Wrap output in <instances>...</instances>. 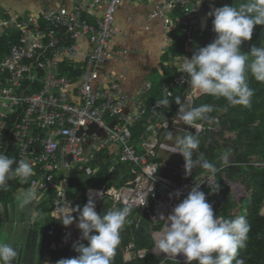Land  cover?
I'll use <instances>...</instances> for the list:
<instances>
[{
  "label": "built area",
  "instance_id": "built-area-1",
  "mask_svg": "<svg viewBox=\"0 0 264 264\" xmlns=\"http://www.w3.org/2000/svg\"><path fill=\"white\" fill-rule=\"evenodd\" d=\"M207 1L155 3L151 17L161 19L167 32L180 27L193 43L197 23L201 20L200 5ZM126 2L77 0L73 7L59 4L23 18L21 13H13L8 18L0 15V38L18 34V40L10 41L8 52L0 57V152L6 153L7 148H12L16 150L18 160L28 159L34 163L35 175L31 177L30 185L20 191L31 187L32 181L36 182L38 193L44 194L51 187L56 190L50 206L52 217L68 202L75 208V197L68 191L71 180L96 177L104 163L97 157L100 156L98 152L108 151L112 155L115 146L120 152L117 157H109L112 162L108 174L115 173L121 164L127 165L129 174L122 171L119 179L125 181L124 184L83 191L88 197L97 199L102 193L114 201L113 207L123 205L127 200L137 213L150 212L154 205L153 222L156 223L158 207L164 204L166 209L175 208L178 203L171 206L170 201L177 198L182 202L196 183H201L205 194L211 190L209 181L222 188L221 172L211 176L206 171L192 177L186 174L185 159L179 163L159 159L161 152H171L168 150L171 144L166 141L170 131L197 135L191 126L175 119L178 104L157 107V100L162 98L153 97L151 81L130 94L123 89L126 71H104L108 62L124 63L129 57L127 49H117L114 45L116 36L122 33L116 26V12ZM179 7L180 14L176 17L174 12ZM82 40L91 45L86 53L91 69L72 89L75 79L63 72V58L78 51ZM185 50L169 64L170 68L177 69V74L164 81L163 96L170 91L172 97L169 100L174 101L180 96L182 102L193 107L202 95L192 89L188 75L178 70L184 56H193L191 45H186ZM36 82L41 83L39 90L34 89ZM72 91L77 92L76 101L71 100ZM204 123L206 127L203 126L198 134L220 129L219 118H214L212 124ZM227 133L234 136L227 138H236L235 133ZM248 165L264 166V161L253 157ZM224 181L231 187L240 188L232 193L238 202L247 195L242 180L234 182L224 174ZM39 203L31 204V224ZM8 209L13 212L9 206ZM72 215L76 218L75 212ZM135 220L139 227L141 216L138 214ZM78 223L76 218L71 225L64 226L62 236L80 234ZM133 247L130 243L126 248L125 260L132 258ZM144 251L140 250L138 255L143 257Z\"/></svg>",
  "mask_w": 264,
  "mask_h": 264
},
{
  "label": "clouds",
  "instance_id": "clouds-1",
  "mask_svg": "<svg viewBox=\"0 0 264 264\" xmlns=\"http://www.w3.org/2000/svg\"><path fill=\"white\" fill-rule=\"evenodd\" d=\"M213 1L204 2L203 6L206 17H214L212 24L216 38L195 53L193 49L194 55L191 58L184 56L178 70L188 75L196 93L216 99L224 98L229 106L251 107L255 89L250 87L249 74L257 82L264 83V45L253 47L251 53L242 51V45L252 40L256 25H264V0H237L233 5L217 6L211 11ZM205 4L210 8H206ZM179 14L174 15L177 17ZM198 33L197 28L196 36ZM169 97H172L171 92L166 91L163 98L157 100V107L168 108ZM175 103L180 106L175 119L191 126L197 135L188 132L173 138L172 132H169L167 139H174V143L168 150L183 155L186 174H191L193 168L201 167L211 176L217 175L220 169L204 158L199 150L201 141L198 137L204 122L214 123L210 114L216 110L215 106L205 103L192 107L182 102L180 96L175 97ZM231 154V149H228L218 157L221 166L230 165ZM34 175V163L28 159L17 160L0 152V190L7 191L10 180L19 179L22 183H28ZM200 185L196 183L188 196L167 217L163 233L155 239V248L167 254L169 259H175L183 253L187 264L193 261L198 264H245L240 250L247 247L251 225L244 216L235 219L215 216L213 206L207 201ZM209 187L212 192L219 190L218 183L209 181ZM20 189L15 193V203L18 201L21 209L30 205V211L31 204L43 199V193H38L35 181H32L28 189ZM98 195L103 197L102 193ZM176 195L179 197L180 192L177 191ZM123 205L122 208L113 207L99 214L96 211V198L90 196L82 210L79 206L71 207L68 202L54 212L53 219L59 220L64 226L74 222L76 218L72 213L77 212L81 238L89 242L87 245L79 242L74 244L79 255L61 259L58 264H113L121 243V232L126 224L131 223L128 218L132 206L127 200L123 201ZM31 219L35 221L37 217L33 215ZM28 237L27 233L25 241ZM18 255L17 249L10 243L0 242V264H13Z\"/></svg>",
  "mask_w": 264,
  "mask_h": 264
},
{
  "label": "trees",
  "instance_id": "trees-1",
  "mask_svg": "<svg viewBox=\"0 0 264 264\" xmlns=\"http://www.w3.org/2000/svg\"><path fill=\"white\" fill-rule=\"evenodd\" d=\"M237 0H222L219 2V7L224 5H233ZM177 14V12H176ZM214 17L209 16L207 18V26L203 33H198L197 38L194 41L195 50L194 53L200 48L211 43L216 38V33L213 31ZM170 35L172 44L166 52L162 55V60L169 61L170 58L182 55L185 52L186 43L190 42L184 31L180 27H177L168 32ZM18 40V34L6 35L0 38V57L6 55L8 48L10 47V41L15 42ZM86 41H82L84 43ZM264 45V25H256L254 27L253 37L251 41H245L242 45V51L251 53L253 47H261ZM87 51V50H86ZM193 53V55H194ZM86 56V53H83ZM88 60V59H87ZM64 73L73 75L75 71H71L70 68H62ZM177 74V69L167 70L166 76H161L158 81L157 76L151 77L156 83L154 98L163 96V82L172 78ZM41 83L36 82L34 86L35 90L41 88ZM250 87L255 89V95L252 97L251 107H244L241 105L229 106L224 98L216 99L212 96L202 95L195 100L194 106L201 104H211L215 106V111L210 115L213 118H219L220 130L213 132L210 130H204L198 134L201 141L199 150L203 153L204 158L215 164L220 172L223 174L220 178L222 188L216 192L211 190L206 193L207 201L212 204L214 215L222 216L226 219H235L239 216L246 217L248 223L251 225V231L248 236L247 247L240 250V256L244 259L245 264H264V215L261 213L262 206L264 204V166L248 165L253 157L257 160L264 161V83L257 82L249 74ZM178 95V92L176 93ZM175 101V100H174ZM15 116L14 118L18 117ZM226 132L235 133L236 138H227ZM231 149L230 165L221 166V161L218 157L226 150ZM113 154H119L120 150L115 146L113 147ZM11 157L17 159L16 150L7 148L5 151ZM105 156V164L100 167V170L96 177L92 179L77 178L71 180L70 188L68 189L70 195L78 196V200L75 203V207L79 206L82 210L83 206L88 202V198L84 194H79L76 190L81 186L86 189L100 188L103 185L121 186L125 181H116V172L118 170L127 172V165H120L119 169L113 173L108 174V170L111 166V160L107 153ZM18 160V159H17ZM206 172L201 167L193 168L191 176H196ZM224 174L231 181L242 180L247 188V195L244 196L239 202L235 199L231 193V186L224 181ZM128 177V176H127ZM126 177V179H127ZM30 178L28 183H22L19 179H13L8 182V190H0V224H11V226L19 225L20 222L15 219L13 222V214L8 209L9 202H15V193L22 188L30 185ZM56 195V190L51 187L44 192V200L39 203V211L34 215L38 218L31 224L24 219V229H28V241L24 240V243L14 244L13 247L17 249L19 256L13 261V264H58V261L65 258H75L79 255L75 251L74 244L83 243L87 245L89 242L86 239H82V232L78 235L75 243L70 244L62 242V232L64 225L56 219H53L50 215L51 201ZM114 201L110 198H104L96 203V211L99 214H103L106 210L113 208ZM30 205L26 206L23 212V217L30 216L28 211ZM124 205L118 204L116 208H122ZM239 209L238 213L234 211ZM264 213V208L263 211ZM76 218L79 219L78 213L75 212ZM141 216L139 227H136V218ZM25 216V218H26ZM154 213L139 212L132 209V213L128 218L131 223L126 224L121 232V243L117 248L116 255L113 264H187V261H179L175 259H164L161 254L151 253L150 249L155 247L156 240L153 236V231H160L163 229L165 222L159 221L153 222ZM18 218V217H17ZM43 218V220H42ZM43 221V223H40ZM12 222V223H11ZM29 227V228H28ZM6 242V241H5ZM8 242V240H7ZM57 246L62 245L59 248H52V244ZM130 243L134 244L132 248V258L125 260L126 248ZM24 248L22 249V247ZM39 250V257L36 258V251ZM140 250H146V254L141 257L138 255ZM37 259V260H36ZM192 264H198L193 261Z\"/></svg>",
  "mask_w": 264,
  "mask_h": 264
},
{
  "label": "crops",
  "instance_id": "crops-1",
  "mask_svg": "<svg viewBox=\"0 0 264 264\" xmlns=\"http://www.w3.org/2000/svg\"><path fill=\"white\" fill-rule=\"evenodd\" d=\"M164 1H166V0H127V2L121 8H119V10L124 9L126 11V13H124L122 16H120V15L116 16V26L120 29V31L122 33H119L116 36L114 45L116 46L117 49H123V48L127 49L129 51V57L127 58V60L124 63H121L118 61L108 62L104 68V71H111V69H113L117 73H121L123 71H126L127 77L123 83V89H125V91L130 93V94L135 93L138 89H140L142 87V86L136 85V83L131 80L130 77H131L132 73L130 70V65H133V63H137V64H139V67L142 68L143 67V65H142L143 61L142 60L146 57L152 56L153 54L155 55L154 51L155 52L157 51V53L160 52V54L157 55L156 66L153 69L154 76L158 77V81H160L161 76H166L167 70H173L172 68L169 67V64L171 63L172 58H170L169 61L162 60V55L167 50V49L165 50L166 47L163 44L168 43V45L170 44L168 47H170L171 44L173 43L171 40V37H170V35H168L167 31L163 30L164 27L162 24V20L151 17V13H152L153 9L155 8V3L161 4ZM76 2H77V0H45L44 4L47 5V7L50 9V8L59 6V4H62L66 7H73L76 4ZM219 2H221V1L220 0H214L212 2V9H215L217 6H219ZM138 3H144L147 5H144V6H142V8H140V5ZM29 6L30 5H28L27 8H24V10H27V9H29L30 11L35 10V9L45 10L42 7H37V6L36 7L35 6L29 7ZM205 7L208 8L209 6L207 4H205ZM200 9H201L202 13H201V22H200L199 26H201L200 33L201 32L203 33V29L207 25V20H206L207 14L204 12V6L202 4L200 5ZM4 10H6L4 14H7V15L11 14L10 8H6ZM15 12H18V11L16 10ZM176 12H177V14H179L180 7L174 13L176 14ZM18 13H21V12H18ZM119 14H120V12H119ZM149 31H152L156 35L160 33L159 31H161L162 35L160 37L159 36L156 37L158 40H160V42L156 43L157 39L147 38L146 35H148ZM138 40H141L142 44L134 45L133 43H137ZM186 45H188V46L191 45L192 48L195 49V44H192V42L191 43L187 42ZM90 48H91V45L87 41L84 43L81 42L79 44V50L78 51L74 52L71 55H65L63 58L62 68L68 67V68H70L71 71H73V72L75 71L74 77H73V75L70 74L75 79V85L72 87V89L75 88L76 83L79 82V80H80V77L84 73L88 72L91 69V66L87 62L88 61L87 57L83 54V53H87V51ZM185 52H186V50H185ZM169 79H171V78H169ZM169 79H167V80H169ZM148 81H151L154 84V89L152 90V95H154L155 91H156V89H155L156 83L152 80V78L148 79L146 82H148ZM163 81H166V80H162L161 82H163ZM104 82L106 83V80ZM71 94H72L71 100L76 101L77 97H78L77 92L72 91ZM160 98H163V96H160ZM171 103H172V101L170 100V104ZM167 142H169V141H167ZM169 143H171V142H169ZM93 152L94 151L92 150L91 153H93ZM104 153H107V155H109L108 151H103V152H98V154L100 156H97L98 158H100L101 160L104 161L103 165L105 164V161H106L105 156L103 155ZM109 156L112 158L117 157V155H115V154H112ZM97 163H98V161H97ZM121 173H122V171H121ZM119 182H121V181H119ZM87 190L88 189L81 186L76 191L79 194H84L82 192L83 191L86 192ZM73 197H75V202H77L78 196H73ZM43 200H44V194H43V199L40 200V202H42ZM14 209H15V211H14ZM14 209L12 212V214L14 213L13 217H14V219H18L17 217L19 216V212H18V210H16V205L14 206ZM37 211H39V206H38ZM27 218H28V216H26V218H25L26 221H27ZM0 225L4 226L0 230V242H5V241L7 242V240H8V243H10L12 246L14 244L16 245L18 243H21V244L24 243L25 235H23V234L25 233L24 232L25 229H24L23 224L19 223V225L17 224V225L10 227L11 224H6V222H5V223H1ZM7 229H10V231H6ZM11 231H13V232H11ZM16 233L21 237L23 236L24 240H21L20 242H13V239L15 236L14 234H16ZM27 241H28V239H27ZM17 249L20 250V248H17Z\"/></svg>",
  "mask_w": 264,
  "mask_h": 264
},
{
  "label": "rangeland",
  "instance_id": "rangeland-1",
  "mask_svg": "<svg viewBox=\"0 0 264 264\" xmlns=\"http://www.w3.org/2000/svg\"><path fill=\"white\" fill-rule=\"evenodd\" d=\"M45 3V0H0V15L2 16V17H4V18H8L11 14H13V13H18V12H21V17L23 18L25 15H34V14H36V13H41V12H43V11H45L46 9H49L48 7H47V5H45L44 4ZM139 5H140V8H142V6H144V5H147V4H144V3H138ZM28 5H30L29 7H32V6H37V7H42L43 9H45V10H37V9H35V10H32V11H30L29 9H27V10H24V8H27V6ZM6 9V8H10L11 9V14L10 15H7V14H4L5 13V11L6 10H4V9ZM31 9V8H30ZM18 11V12H15V11ZM119 12H120V14H119ZM124 13H126V11L124 10V9H122V10H118L117 12H116V14L117 15H120V16H122ZM200 22H201V20L197 23V28H198V30H199V33H200V29H201V26H199L200 25ZM162 24H163V22H162ZM164 31H165V28L163 29ZM160 33L159 34H154L152 31H149L148 32V35H146V37L147 38H150V39H157L156 37L157 36H161L162 35V32L161 31H159ZM166 33V32H165ZM144 39V38H143ZM15 41V40H14ZM158 42H160V40H156V43H158ZM144 43V42H143ZM134 45H140V44H142V42H141V40H138L137 41V43H133ZM145 45V44H144ZM166 48H165V50L166 49H168V46L170 45H168V43H164L163 44ZM124 49V48H123ZM158 49V48H157ZM195 50V49H194ZM166 52V51H165ZM154 53H155V55L153 54L152 56H150V57H146V58H144L142 61H143V67L142 68H140L139 67V64H137V63H133V65H130V70H131V80L133 81V82H135L136 83V85H138V86H144L145 85V83H146V81L148 80V79H151V77H153L154 76V73H153V69H154V67L156 66V62H157V55H159L160 54V52L159 53H157V51L155 52L154 51ZM73 87V86H72ZM172 101V100H171ZM171 104H175V102L174 101H172V103ZM182 125V124H181ZM203 126H205L206 127V124L205 123H203ZM214 128V127H213ZM217 130H220L219 128H217L216 129V131H213V132H218ZM170 132H172V134H173V138H175L176 136H182V135H185V134H187V133H185V132H182V133H180L179 131L178 132H173V131H170ZM175 136V137H174ZM225 136H227V137H232L233 135L231 134V133H227L226 132V134H225ZM234 137V136H233ZM166 141H169V142H171L170 144L172 145L173 143H174V141L173 140H168L167 138H166ZM194 158H195V156H194ZM159 159L160 160H162V161H170V162H181V161H184V159L185 158H182V156L181 155H178L177 153H171V152H168V151H165V152H161L160 153V156H159ZM173 159V160H172ZM261 161V160H260ZM120 175H121V170H118L117 172H116V181H117V183H118V181H119V179H120ZM238 189L240 190V188H237L236 186L235 187H231V193H235V192H237L238 191ZM243 191H245V189L243 188ZM87 196V195H86ZM87 198L89 199V197L87 196ZM104 198H106V196H103V197H97V199H96V203L99 201V200H102V199H104ZM108 198V197H107ZM171 206H174V204L175 203H180L181 202V200L180 199H177V198H175V199H172L171 201ZM16 205V210H18V212H19V216H18V219H17V221L18 222H23L24 221V219H25V216L23 217V219H22V216H23V212H24V209L25 208H23V209H21V208H19L18 207V202H9L8 203V206L10 207V208H12V209H14V206ZM263 208H264V204H263V206H262V209H261V213H263L262 211H263ZM151 209H154L155 210V206L153 205V207L151 208ZM171 209V208H170ZM174 209V207H172V209L171 210H173ZM154 210H152L153 211V213H154V215L156 214L155 212H154ZM234 212H236V213H238L239 212V209H237V210H235ZM263 215H264V213H263ZM38 219V218H37ZM42 220H43V218H42ZM154 220V219H153ZM29 221L30 220H28V223H29ZM159 221H164L165 223H166V220L165 219H156L155 220V222L156 223H158ZM40 223H43V221H41ZM35 223L33 222V225H34ZM4 226H2V225H0V230L3 228ZM7 227V226H6ZM29 228V227H28ZM69 229H71L70 227H69ZM6 231H10V229H7ZM11 232H13V231H11ZM24 234L23 235H25V239H26V237H27V233H28V229H25L24 230ZM153 232H157V231H153ZM15 236H14V239H13V242H20L21 240H24V237L22 236H19L17 233L16 234H14ZM78 235L79 234H77V233H75V234H72L71 236H67V237H64V236H62V242H67V243H70V244H73V243H75L76 242V240H77V238H78ZM13 237V236H12ZM6 243H8V242H6ZM53 246H56V244L54 243V245ZM24 248V246L22 247V249ZM58 248H59V245H58ZM39 250L40 249H38V250H35L37 253H36V258H38L39 257ZM156 254V253H155ZM158 254V253H157ZM163 255V254H162ZM164 256V255H163ZM165 259V258H164ZM169 259V258H168ZM37 260V259H36Z\"/></svg>",
  "mask_w": 264,
  "mask_h": 264
},
{
  "label": "bare ground",
  "instance_id": "bare-ground-1",
  "mask_svg": "<svg viewBox=\"0 0 264 264\" xmlns=\"http://www.w3.org/2000/svg\"><path fill=\"white\" fill-rule=\"evenodd\" d=\"M94 193H97V192H92L91 194H94ZM171 213H172V211L169 210V209H166V208H165V205L162 204V205H160V206L158 207V210H157V218H158V219H165V220L167 221V217H168ZM169 223H170V222H169ZM163 231H164V229H163V230H160L159 232H156V233H155V236H156L157 239H158L159 236L163 233ZM158 251H159V250H158ZM159 252L162 253L166 258H168L167 254H165V253H163V252H161V251H159ZM162 254H161V255H162ZM176 257H177V258H185V256H184L183 253L178 254Z\"/></svg>",
  "mask_w": 264,
  "mask_h": 264
},
{
  "label": "water",
  "instance_id": "water-1",
  "mask_svg": "<svg viewBox=\"0 0 264 264\" xmlns=\"http://www.w3.org/2000/svg\"><path fill=\"white\" fill-rule=\"evenodd\" d=\"M262 214H263V213H262ZM166 222H167V221H166ZM165 224H166V223H165ZM164 226H165V225H164ZM163 229H164V227H163ZM163 229H162V230H163ZM155 233H156V232H153V236H154V238L157 240V238H156V236H155ZM150 252H151V253H156V254H157V253H158V254H162V253H160V252L158 251V249H156L155 247H154L153 249H150ZM144 254H146V250L144 251ZM164 258H165V259H168V258H166L165 256H164ZM175 260L186 261V257H185V258H177V257H176ZM161 264H166V263L163 262V263H161Z\"/></svg>",
  "mask_w": 264,
  "mask_h": 264
}]
</instances>
